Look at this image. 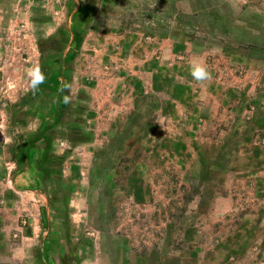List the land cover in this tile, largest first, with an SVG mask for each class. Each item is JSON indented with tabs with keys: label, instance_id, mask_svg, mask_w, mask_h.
I'll return each mask as SVG.
<instances>
[{
	"label": "rangeland",
	"instance_id": "obj_1",
	"mask_svg": "<svg viewBox=\"0 0 264 264\" xmlns=\"http://www.w3.org/2000/svg\"><path fill=\"white\" fill-rule=\"evenodd\" d=\"M75 250L264 264V0H0V264Z\"/></svg>",
	"mask_w": 264,
	"mask_h": 264
},
{
	"label": "crops",
	"instance_id": "obj_2",
	"mask_svg": "<svg viewBox=\"0 0 264 264\" xmlns=\"http://www.w3.org/2000/svg\"><path fill=\"white\" fill-rule=\"evenodd\" d=\"M17 165V167H18V164H16ZM33 169H31V168H27L26 170H25V172H19V173H28L30 176H31V178H32V181L34 182V179H33V177L34 176H36L35 174H34V172L32 171ZM32 184H34V183H32ZM34 191L35 192H37V193H39L38 191V189L34 186ZM75 193V192H74ZM73 193V194H74ZM72 206H74V205H72L71 203H68V207L70 208V207H72ZM50 210L51 211H53V212H57V213H60V211H58V210H56L54 207H51L50 208ZM31 226H33V231H31V230H28V233L26 234V239H29L30 240V242H31V244L34 246V240L35 239H37L38 237H39V235H38V233H37V231H35L34 230V224L33 225H31ZM69 226V227H68ZM67 226V228H66V230L64 229V231H66V233L67 232H69V234H71V235H73V233H72V231L71 230H74L75 228H76V223H71L70 225H68ZM63 227H65V226H63ZM27 229H30L29 227L27 228ZM57 230H58V235L60 234V231H61V227L60 226H58V228H57ZM53 233V232H52ZM47 236H48V231H47ZM61 235V234H60ZM59 235V236H60ZM44 236V235H43ZM73 237H71V239H72ZM78 242H79V240H78ZM75 244V243H74ZM76 244H78V243H76ZM74 249V248H73ZM77 251L75 250V252H74V256H75V259H77L78 261H79V264H89L90 262H92L90 259H87V258H85V257H79L78 255H77V253H76ZM50 255V253L48 254V256H44V260L46 261L45 263L46 264H49V261L50 262H52V263H54V260L57 258V260H60V263H62L63 264V261H64V259H66L67 258V262H65V264H71V260H70V256H68L67 254L66 255H64L63 253H61L60 255V257H59V255L57 254V255H55L54 257H50L49 256ZM63 257V258H62ZM51 263V264H52Z\"/></svg>",
	"mask_w": 264,
	"mask_h": 264
},
{
	"label": "clouds",
	"instance_id": "obj_3",
	"mask_svg": "<svg viewBox=\"0 0 264 264\" xmlns=\"http://www.w3.org/2000/svg\"><path fill=\"white\" fill-rule=\"evenodd\" d=\"M191 75L193 79L198 82H203L211 79V73L205 63L199 60H194L191 65ZM30 78V87L35 90L46 79L45 74L39 65L34 66L28 70ZM65 103H68V97H65Z\"/></svg>",
	"mask_w": 264,
	"mask_h": 264
},
{
	"label": "trees",
	"instance_id": "obj_4",
	"mask_svg": "<svg viewBox=\"0 0 264 264\" xmlns=\"http://www.w3.org/2000/svg\"><path fill=\"white\" fill-rule=\"evenodd\" d=\"M74 37H73V42H74V50L71 51V53L68 56V60H71L74 57L75 51L79 50L81 47V43H82V35L81 33H79V31L74 30ZM57 82V81H56ZM58 87H57V83H55L54 88L52 89V94L55 95V93H57ZM45 129H43L42 131H40L39 133L34 135V145L31 146V148L36 149V145L37 143H40L44 140L45 141V137L43 136ZM36 143V144H35ZM47 154H45L44 156H46ZM18 167H19V163H18Z\"/></svg>",
	"mask_w": 264,
	"mask_h": 264
}]
</instances>
